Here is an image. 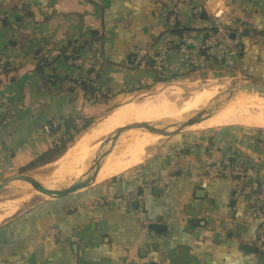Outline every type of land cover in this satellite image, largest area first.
<instances>
[{
  "label": "crops",
  "instance_id": "obj_1",
  "mask_svg": "<svg viewBox=\"0 0 264 264\" xmlns=\"http://www.w3.org/2000/svg\"><path fill=\"white\" fill-rule=\"evenodd\" d=\"M176 3L182 32L172 33L166 13ZM204 3L0 0V180L32 166L74 133L71 122L80 128L110 98L226 69L264 82V0L208 7L199 26L222 10L221 34L234 51L228 65L199 47L203 30L191 9ZM71 57L90 60L93 69H76ZM90 82L95 96L86 90ZM101 90L105 99L96 100ZM174 138L138 167L4 221L0 264H264L260 221L248 201L234 196L232 180L202 174L209 163L230 161L255 165L264 178V132L222 127ZM91 200L100 204L90 209Z\"/></svg>",
  "mask_w": 264,
  "mask_h": 264
},
{
  "label": "bare ground",
  "instance_id": "obj_2",
  "mask_svg": "<svg viewBox=\"0 0 264 264\" xmlns=\"http://www.w3.org/2000/svg\"><path fill=\"white\" fill-rule=\"evenodd\" d=\"M195 82L171 85L153 95L133 98L114 108L67 148L54 163L56 168L49 178L43 176L34 183H26L25 189L32 192L14 191L15 195L11 199L0 202V224L22 209L30 196H46L47 191L62 185L80 183L82 177L89 173V164L93 168L99 163L95 182H103L143 163L151 149L163 139L164 133L172 131L171 126L182 119L180 131H203L230 126L264 129V98L256 94L232 93L229 90L231 87L240 88L248 81L243 78L233 79L225 82L229 87L213 84L199 87L194 85ZM213 105L219 106L218 112L207 120L197 122L185 117ZM132 123L143 124L137 132L125 134L126 126ZM11 182L0 180V193Z\"/></svg>",
  "mask_w": 264,
  "mask_h": 264
},
{
  "label": "built area",
  "instance_id": "obj_3",
  "mask_svg": "<svg viewBox=\"0 0 264 264\" xmlns=\"http://www.w3.org/2000/svg\"><path fill=\"white\" fill-rule=\"evenodd\" d=\"M213 5V0H205L203 6H194L191 9L193 25L195 28H202L203 38L199 43L201 50H205L212 59H215L222 65H228L229 60L234 55V51L230 45L231 42L224 40L222 32V23L220 18L222 10L216 7L211 13L212 23H204L200 27L203 19L202 14L208 12V7ZM178 4L168 9L166 13L165 28L168 32H174L175 29L180 28L178 22ZM181 50L185 49V45L180 46ZM165 52L159 51L155 57L158 69H162L165 64ZM71 65L78 70H92L93 64L88 59H81L77 57H71ZM4 63L0 60V71L4 69ZM204 178L209 181L217 177H226L232 180L234 186V196L245 198L249 203V209L252 216L260 221V243H264V178L261 177L260 169L255 165H244L238 162H222V163H209L204 166L202 170ZM167 182L166 180L160 181V185L163 186ZM127 197H119L117 201L125 202ZM100 204L99 200H91L86 206L90 209L96 208Z\"/></svg>",
  "mask_w": 264,
  "mask_h": 264
},
{
  "label": "rangeland",
  "instance_id": "obj_4",
  "mask_svg": "<svg viewBox=\"0 0 264 264\" xmlns=\"http://www.w3.org/2000/svg\"><path fill=\"white\" fill-rule=\"evenodd\" d=\"M223 19H224V17H221L220 21L223 22ZM239 78H243L244 79L245 77H242V76L238 75L237 73H234V72H231V71L229 72V70H227V69L224 70L223 72H218V73H216V72L207 73V74L196 73V74H194L192 76L181 77L179 79H172V80H167L166 79L164 81H159V83H157L156 85H152V86H150V87H148L146 89H143L144 91L139 90V91H136L134 93H130V94L126 95V97H124V98H116V99L110 98L108 102L105 101L106 102V104L104 106L105 109L102 110V112L98 116H96L95 118L86 120V121H89L88 126L84 127L85 129L81 128L79 132L75 133L74 137H73L74 138L73 141L71 143H69L66 147L69 148L70 146H72V144L81 136V134H83L84 132L89 130L94 124H96L98 121L103 119L114 108L122 105L123 103L127 102L130 99L143 98L144 96L153 95L157 91L166 89L167 87H170L171 85L175 86V85L192 84L195 81L196 82L194 83V85H196V86L199 85V87H203V86L205 87L207 85L209 86V85H212V84L213 85H222V86L225 85V86L229 87L230 85L229 84H225V82H230V81H233V79H239ZM103 93H106V92L105 91L102 92V90H101L100 95L102 96ZM101 96H99L96 100H103ZM228 128H231V129L239 128V129L256 130V131L264 132V129H254V128L252 129V128L243 127V126H230ZM173 130H175V128ZM208 130H212V129H208ZM208 130H203V131H208ZM137 131L138 130H134V131H131V132L133 133V132H137ZM203 131H190V130L183 129L177 135H185V134L193 133V132H199L200 133V132H203ZM174 137H176V134L174 136H171V137H168V138L167 137H163V139H161V141H159L160 143L158 142L155 145L156 148L154 147V148L151 149V153H150L149 157H147L143 163H145L146 161H148L149 159L154 157L155 154L157 153V151L160 149V147L164 146L167 143H171V142L175 141L174 139H176V138H174ZM67 148H66V150H67ZM63 154H61L58 157H55L54 159L61 157ZM143 163H141L140 165H142ZM36 165L37 164H35V165L33 164L32 166L27 167L26 169L22 170L21 172H24V174L32 175V176L36 177V179L43 178V176H44V178L45 177L49 178L51 176V174H50L51 170L56 168L54 164H51V165H49V166H47L45 168H42V169L41 168H37V169L29 172V170L31 168H33L34 166H36ZM140 165H138V166H140ZM90 167H92L91 164H89L88 168H90ZM135 167H133V168H135ZM86 179H87V176H85L83 178V180H86ZM25 186H26V183L19 182V181L9 183L4 188L5 190L3 189L4 191L1 192L2 193L1 194V199L2 200L11 199L13 197V195H15V193H13L14 191H16L18 193H21V192H24V191H31L32 192V190H30V189H25ZM65 187H67V185H62V187L56 188V189H62V188H65ZM45 197L46 196H42V195H37L36 197L30 196L29 199L25 202L26 205L22 209H20L19 211H22L23 209L36 204L40 199H43Z\"/></svg>",
  "mask_w": 264,
  "mask_h": 264
},
{
  "label": "water",
  "instance_id": "obj_5",
  "mask_svg": "<svg viewBox=\"0 0 264 264\" xmlns=\"http://www.w3.org/2000/svg\"><path fill=\"white\" fill-rule=\"evenodd\" d=\"M157 55H158V53H156V56ZM244 79L246 81H248V83L246 85H243L240 88L231 87V88H229V90L232 91V93L236 91V93L240 92V93L248 94V95L256 94V95L264 98V82L263 81L257 80V79H250V78H244ZM142 91H144V90H142ZM218 108H219L218 105L205 107L199 111L189 113L185 117L187 119H189L190 121L200 122V121L207 120V119L213 117L218 112ZM142 124L143 123H132V124L127 125L126 129H125V134H130L131 131L139 130L141 128ZM182 124H183V119L181 120V122L171 126V128H173V129L175 128V130L166 131L163 136L168 138V137L174 136L175 134H178L180 132V128H181ZM57 159L52 160V161H47V162H44L41 164H37L36 166L31 168L29 170V172H31L37 168L42 169V168H45L51 164H54L57 161ZM99 169H100V166H99V163H97V165L95 164V166L93 168L90 167L89 173H86L82 177V178H84L85 176H87L86 180H82L80 183H78L76 185L67 186V187L62 188V189H55V190L47 191L45 193L46 197L43 199H40V200L63 198V197H66L68 195H71V194L80 192L82 190H85V189H87V188H89V187H91L97 183H100V182H95V178L99 172ZM53 170H51L50 174L52 173ZM117 176H119V175H117ZM112 178H114V177H112ZM112 178H110V179H112ZM7 180H12V182L19 181V182H24V183H34V181H36V177L29 175V174H24V172H20L17 175H14L12 177L7 178ZM1 194L2 193H0V202H2ZM149 228L150 229H156L157 227L155 225H150Z\"/></svg>",
  "mask_w": 264,
  "mask_h": 264
},
{
  "label": "trees",
  "instance_id": "obj_6",
  "mask_svg": "<svg viewBox=\"0 0 264 264\" xmlns=\"http://www.w3.org/2000/svg\"><path fill=\"white\" fill-rule=\"evenodd\" d=\"M206 15H207V14L204 12L201 16H202V18H205V17L207 18ZM175 32L179 33V32H182V30H181L180 28H178V29H175V30H174V33H175ZM92 85H93V83L90 82V85L87 86L86 90H87V92L92 93V94H93L92 96H95L96 93H97V90L94 89V87H93ZM92 88H93V89H92ZM101 97H102L103 100L105 99V96H104V95H102ZM70 122H71V121H70ZM88 124H89V121H86V120H85V121H83V125H82L80 128H78V127L75 125V123L71 122V123L69 124V127H68V128H69L70 130H71V129L74 130V133H73V134H72V133H68L66 139L60 141V143H59L58 145H55L52 149L48 150V151L45 152L42 156L38 157V158L36 159L34 165H35V164H41V163H44V162L50 161V160L54 159L55 157H58V156H60L61 154H63V153L65 152L66 148H67L66 146H67L69 143H71V142L73 141V139H74V138H73V137H74V134L77 133V132H79L81 128L87 127ZM84 129H85V128H84ZM82 130H83V129H82Z\"/></svg>",
  "mask_w": 264,
  "mask_h": 264
}]
</instances>
